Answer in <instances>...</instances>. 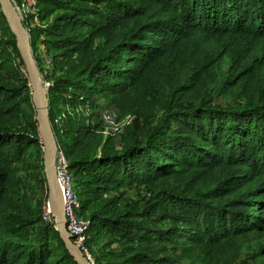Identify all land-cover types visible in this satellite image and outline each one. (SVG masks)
I'll list each match as a JSON object with an SVG mask.
<instances>
[{"label":"trees","instance_id":"obj_1","mask_svg":"<svg viewBox=\"0 0 264 264\" xmlns=\"http://www.w3.org/2000/svg\"><path fill=\"white\" fill-rule=\"evenodd\" d=\"M34 1L23 23L94 264L212 261L264 236V0ZM224 56L217 91L244 94L229 107L203 93ZM21 68L0 6V264H77L45 220L47 180L33 164L43 142ZM99 100L136 117L120 145L85 117Z\"/></svg>","mask_w":264,"mask_h":264},{"label":"water","instance_id":"obj_2","mask_svg":"<svg viewBox=\"0 0 264 264\" xmlns=\"http://www.w3.org/2000/svg\"><path fill=\"white\" fill-rule=\"evenodd\" d=\"M0 6L9 27L17 38L18 50L25 63L30 79V87L33 90V103L44 149V173L49 192L48 202L56 217V230L77 264H94L74 243L73 236L67 230L65 207L55 173V157L58 152V143L50 118L49 85L46 84L34 57L29 31L20 19L12 1L0 0Z\"/></svg>","mask_w":264,"mask_h":264},{"label":"rangeland","instance_id":"obj_3","mask_svg":"<svg viewBox=\"0 0 264 264\" xmlns=\"http://www.w3.org/2000/svg\"><path fill=\"white\" fill-rule=\"evenodd\" d=\"M35 25L37 24L36 23L33 24V26ZM244 46H246V44H243V47ZM263 52L264 50H261L257 53V59L255 61L261 60V56L263 55ZM225 58L226 57L224 56L222 59L221 67H217L218 65L212 66L210 67L209 71H207L204 74L205 75L204 81H206V86L203 93L205 94V97H209V98L212 97L214 103L217 106L219 105L221 107L232 106L235 102L241 100L240 95H244L243 93H241V91H236V93H230V94H225V93L220 94V91H217L218 82L222 77V74L226 72L229 67V63L224 62ZM114 109L116 108L114 104L111 103L110 101L99 100L95 109L89 107V110L86 112L85 117L87 119H90V116L93 113L94 118L93 120H90L91 124H97L100 122L103 125L105 114L108 113L110 115H113L112 110ZM131 116L134 118L133 121L134 124L136 117L133 114ZM59 122L61 121L59 120ZM124 134L117 135L114 137L117 145H120L122 143ZM33 164H35V166L38 167V170L36 171L37 174L39 172H42L41 171L42 169L44 173L45 170L44 162L41 163L39 160H35ZM41 164H43V167L41 166ZM20 177L23 178L25 181L30 182V192H29L30 195L34 197L37 201L41 200V204L43 205L46 200L47 192L45 191L44 188H41L39 179L36 180L34 177H32V171L27 167H24L22 169L20 173ZM128 195L134 200H141L144 197V194L141 193L140 190L138 189L128 190ZM47 205H48V201H47ZM51 222H54L56 224V217L55 219L53 218ZM263 247H264V236L253 235L246 239L243 238L231 250L226 251L225 254L216 256L215 259L212 261L191 262L188 260H184L182 262H177L174 264H264ZM91 249L92 250L95 249V251H97L96 248H91Z\"/></svg>","mask_w":264,"mask_h":264},{"label":"built area","instance_id":"obj_4","mask_svg":"<svg viewBox=\"0 0 264 264\" xmlns=\"http://www.w3.org/2000/svg\"><path fill=\"white\" fill-rule=\"evenodd\" d=\"M11 1L22 21L27 20L30 14L36 13L35 9L32 7L35 4L34 0ZM34 21L38 24L37 18H34ZM21 71L24 76H28L27 70L21 68ZM89 107V105L86 106V112L89 110ZM112 114L113 115L107 113L104 116L102 133L105 139L124 134L134 121V118L131 115L120 116L117 109L112 110ZM59 120L61 121V118L56 120V124L60 126L61 122H59ZM55 173L61 189L65 207L67 230L73 236L74 243L85 255L89 257L92 263H94L87 248V242L89 240L87 233L88 224L81 216L80 201L78 194L74 189L72 175L69 172V164L64 152L60 148H58V152L55 157ZM53 218L55 219V214L48 202V205L45 207V220L51 222Z\"/></svg>","mask_w":264,"mask_h":264}]
</instances>
